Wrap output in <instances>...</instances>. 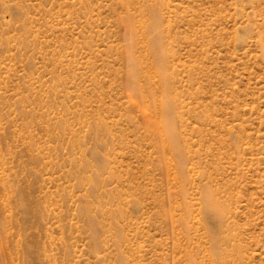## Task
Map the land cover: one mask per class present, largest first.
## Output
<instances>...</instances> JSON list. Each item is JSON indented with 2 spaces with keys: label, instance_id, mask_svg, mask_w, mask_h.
I'll list each match as a JSON object with an SVG mask.
<instances>
[{
  "label": "rangeland",
  "instance_id": "obj_1",
  "mask_svg": "<svg viewBox=\"0 0 264 264\" xmlns=\"http://www.w3.org/2000/svg\"><path fill=\"white\" fill-rule=\"evenodd\" d=\"M0 264H264V0H0Z\"/></svg>",
  "mask_w": 264,
  "mask_h": 264
},
{
  "label": "bare ground",
  "instance_id": "obj_2",
  "mask_svg": "<svg viewBox=\"0 0 264 264\" xmlns=\"http://www.w3.org/2000/svg\"><path fill=\"white\" fill-rule=\"evenodd\" d=\"M127 27H128V29H127V31H128V33H129V35L131 36V34H132V31H131V29H132V26H131V24H130V21L127 23ZM155 29V28H154ZM153 29V30H154ZM158 37V35H156V38ZM156 50H158V47H156ZM172 130V129H171ZM170 130V131H171ZM173 131V130H172ZM171 131V132H172ZM172 134H174L173 132H172Z\"/></svg>",
  "mask_w": 264,
  "mask_h": 264
}]
</instances>
